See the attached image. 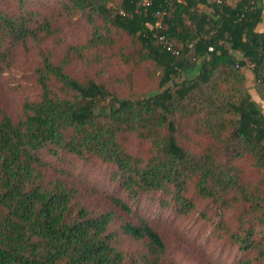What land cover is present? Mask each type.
<instances>
[{
  "label": "trees",
  "instance_id": "1",
  "mask_svg": "<svg viewBox=\"0 0 264 264\" xmlns=\"http://www.w3.org/2000/svg\"><path fill=\"white\" fill-rule=\"evenodd\" d=\"M15 1L17 12L0 9V74L29 42L42 65L37 97L25 99L17 115L0 110V264H174L149 220L115 195L107 199L119 215L91 211L80 187L42 152L109 165L129 198L161 196L179 215L194 212L195 194L219 211L242 204L237 228L218 227L233 246L264 261L257 231L264 225V114L246 92L243 70L251 68L264 101V0H118L117 8L108 7L115 0H62L59 15ZM65 11L92 26L85 44H64L71 23H61ZM159 12L166 15L157 26ZM50 43L63 49L60 56ZM106 58L122 65L123 80L144 64L160 86L187 78L123 97L90 75L70 73L75 64ZM196 136L206 140L201 153L184 144ZM135 141L147 144L144 154L130 149ZM238 160L257 174L253 182L243 181ZM121 236L144 244L142 251L126 253Z\"/></svg>",
  "mask_w": 264,
  "mask_h": 264
},
{
  "label": "rangeland",
  "instance_id": "2",
  "mask_svg": "<svg viewBox=\"0 0 264 264\" xmlns=\"http://www.w3.org/2000/svg\"><path fill=\"white\" fill-rule=\"evenodd\" d=\"M229 1L233 5L237 2V0H227L230 5ZM62 2V0H29L26 7L46 14L49 13V10H55V14L59 15ZM108 7L117 8L118 0L109 2ZM0 9L7 13H15L18 11L17 2L15 0H0ZM205 9L210 11L208 7ZM67 12L69 11H65L64 17L60 19L61 23L63 21L71 22L63 31L64 44H85L91 36L92 26L87 23L86 17L81 13L68 14ZM161 23L162 19L157 22V26ZM148 26L152 28L150 24ZM120 43L118 41L114 48L118 47ZM47 47L55 57L60 56L63 52L57 43H50ZM90 52L96 53L95 50ZM41 65L40 52L34 43L29 42L26 46L17 48L11 67L0 74L1 111L17 115L20 113L25 99L37 97L40 88L35 82V74ZM243 70L247 78L246 92L260 104L264 114V101L258 95L256 78L250 67ZM124 72V68L118 64L116 58H106L92 67L79 63L70 68L71 74L83 78L90 75L99 82L107 84L111 90L123 97L148 95L154 89L163 91L168 87L180 84L187 78L186 75L180 74L173 81L160 86L159 80L148 78L145 64L133 72L131 81L123 80ZM205 143L204 138L197 136L189 142H184L186 146L198 153H201ZM146 145V143L135 141L130 149L138 154H144ZM41 157L59 171L57 174L66 175L75 181L81 189L80 201L91 211L95 213L114 211L119 215L118 210L109 204L107 199L109 195H115L128 203L135 213L149 220L159 232L167 246V259L174 264H264L262 260H255L251 252H243L233 246L218 227L220 222H225L233 228H237V218L243 211L242 204H233L230 208L219 211L211 202L201 200L195 194L193 197L197 207L194 212L186 216L179 215L171 206L162 205L161 196L144 195L135 199L129 198L126 193L120 190V184L114 179V168L102 162L84 163L72 156L52 157L47 152H42ZM236 162L243 169L241 172L243 181L253 182L257 174L248 168L244 160ZM127 219L131 220L132 218L128 217ZM119 226L120 224L116 223L114 228ZM257 231L260 232L259 237L264 236V225H258ZM119 244L129 255L142 251L144 246V244L129 240L124 236H121Z\"/></svg>",
  "mask_w": 264,
  "mask_h": 264
},
{
  "label": "built area",
  "instance_id": "3",
  "mask_svg": "<svg viewBox=\"0 0 264 264\" xmlns=\"http://www.w3.org/2000/svg\"><path fill=\"white\" fill-rule=\"evenodd\" d=\"M209 3H213L214 0H208ZM217 3H222V1L220 0H215ZM166 15V12H163V13H158V16L160 17V20L163 19V17ZM160 41L163 43L164 47L169 50V51H172L173 53H177V51H175V49L173 48L172 44L164 37L162 36L160 38Z\"/></svg>",
  "mask_w": 264,
  "mask_h": 264
},
{
  "label": "crops",
  "instance_id": "4",
  "mask_svg": "<svg viewBox=\"0 0 264 264\" xmlns=\"http://www.w3.org/2000/svg\"><path fill=\"white\" fill-rule=\"evenodd\" d=\"M230 2V1H229ZM231 3V2H230ZM229 4V3H228ZM233 5V3H231ZM259 31H264V22L258 26Z\"/></svg>",
  "mask_w": 264,
  "mask_h": 264
}]
</instances>
